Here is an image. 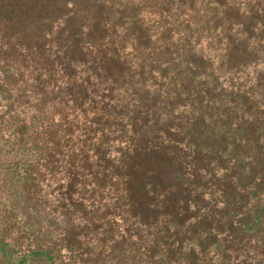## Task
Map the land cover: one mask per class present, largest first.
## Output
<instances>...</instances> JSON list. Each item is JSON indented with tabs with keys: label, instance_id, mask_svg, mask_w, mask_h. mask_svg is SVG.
<instances>
[{
	"label": "trees",
	"instance_id": "trees-1",
	"mask_svg": "<svg viewBox=\"0 0 264 264\" xmlns=\"http://www.w3.org/2000/svg\"><path fill=\"white\" fill-rule=\"evenodd\" d=\"M206 2L0 0V126L20 127L30 151L11 212L39 240L52 233L33 251L49 264L55 246L84 248L50 223L70 208L126 233L123 260L264 264V122L249 111L264 90V0ZM180 151L224 172L223 198L162 176L189 165Z\"/></svg>",
	"mask_w": 264,
	"mask_h": 264
},
{
	"label": "rangeland",
	"instance_id": "rangeland-1",
	"mask_svg": "<svg viewBox=\"0 0 264 264\" xmlns=\"http://www.w3.org/2000/svg\"><path fill=\"white\" fill-rule=\"evenodd\" d=\"M204 1L209 2V0ZM247 71H251L248 74L250 77H252L253 72L255 73L254 75H256V71L253 67ZM248 88V86H245L244 89ZM252 95L257 96L256 103L251 101V97L248 94H246L243 99H249V101H251L249 104L251 109L249 111L255 114L257 118L259 117L257 119L259 123L264 122V101L262 100L264 90H255L252 92ZM253 114H242V118L249 121L255 118ZM172 116L174 115H167L170 119L174 118ZM21 133V128L18 126L10 125L9 123H3L0 126V264H49L44 255L36 254L33 251L36 248L45 249L46 246L49 245V242L46 241L45 237L47 236L43 233L47 235L52 233L45 230L46 232H42L39 240L35 235H32L31 230L34 228L31 227L32 224H28L27 221L23 222L17 211L13 210V212H11L10 203L15 198L19 185L16 179V169L18 168L19 162L28 157L30 153V151L24 147L23 143L20 142ZM165 155L167 154L165 153ZM181 156H185L189 165L180 172L177 170L175 172L164 171L162 176L167 179L172 173L177 175L175 180L181 181L183 186L188 188L186 195H190L192 192L198 193V195H202L201 197L203 200L209 197L223 198L224 192L226 191L224 186L228 184V179H226V183H222L219 181V177L224 174V172L210 166L208 168H200L202 162L198 154L194 155L193 153L191 155L185 151H180L178 157L180 158ZM200 185L206 186L202 187ZM201 188L203 191L200 190ZM72 212L73 209L70 208L65 215L55 214L54 221L50 223H55L58 228L66 230V232L72 230L76 239L75 242L81 243L82 241L83 243H81V246L84 248L78 253H75L74 251L71 252L65 248L60 249L58 246H55L50 249V253L53 257V262L51 264H144V262L137 263L136 260H123L120 251L122 246L121 239L124 238L126 233L122 235V232L118 228L109 234H105V229L101 223L106 221V219L101 218L99 214L91 213L88 217H84L80 214H74L72 216ZM88 219H91L90 225L87 224ZM132 229L129 230L131 233L133 232ZM139 230L140 233L138 236L143 238V242H137V245L141 247L139 245L148 243L149 240L147 239L149 236L141 229ZM58 231L60 232V230ZM138 236L135 235L130 244H133V242L138 239ZM106 237L108 240L104 243V246H102V244H100L101 240H104ZM245 239L246 236L232 238L227 244L236 247L242 245ZM112 241L115 242L113 243ZM108 242L113 243V249L110 246V248L106 250ZM131 249L132 245L127 249L125 248L124 255L129 257ZM75 255H77L79 260L71 259L76 257Z\"/></svg>",
	"mask_w": 264,
	"mask_h": 264
}]
</instances>
